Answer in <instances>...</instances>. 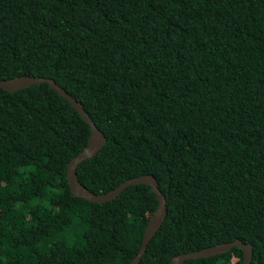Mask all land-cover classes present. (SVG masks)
Masks as SVG:
<instances>
[{
	"label": "trees",
	"instance_id": "1",
	"mask_svg": "<svg viewBox=\"0 0 264 264\" xmlns=\"http://www.w3.org/2000/svg\"><path fill=\"white\" fill-rule=\"evenodd\" d=\"M47 78L106 143L76 169L106 194L149 175L166 217L139 264L239 240L264 264V0H0V80ZM89 126L48 84L0 89V264H131L146 185L73 197ZM238 248L184 264H242Z\"/></svg>",
	"mask_w": 264,
	"mask_h": 264
},
{
	"label": "water",
	"instance_id": "2",
	"mask_svg": "<svg viewBox=\"0 0 264 264\" xmlns=\"http://www.w3.org/2000/svg\"><path fill=\"white\" fill-rule=\"evenodd\" d=\"M48 84V86L54 90L58 95L65 99L80 115L83 121L90 128V135L87 140L85 148L74 157L67 165L66 179L70 193L73 197L82 198L91 203H106L115 199L120 195L126 188L133 185H146L151 188L152 192L157 198V208L152 213L144 235L141 242V246L138 254L132 260L131 264H139L141 257L146 251L147 245L153 239L155 234L161 228L166 217V202L163 195L159 192L157 188V183L154 177L145 175L141 177L132 178L121 183L115 189L102 195H95L88 190H86L78 181L76 177L77 167L85 160L94 158L98 152L105 145L106 140L102 133L95 127L94 123L91 121L90 117L86 114L83 106L78 103L75 99L69 96L63 89H61L54 81L47 78H34V77H17L10 80H0V89L6 92L15 93L23 90L30 86H36L41 84ZM238 248L243 252L242 264H251L252 261V246L249 244H244L239 240H235L226 244H219L213 247H208L200 251L190 252L186 254H181L173 257L169 264H184L186 261L198 260L212 258L216 256H221L228 253L231 249Z\"/></svg>",
	"mask_w": 264,
	"mask_h": 264
}]
</instances>
